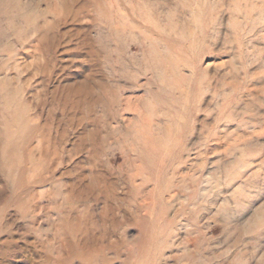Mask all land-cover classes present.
<instances>
[{
  "label": "rangeland",
  "instance_id": "obj_1",
  "mask_svg": "<svg viewBox=\"0 0 264 264\" xmlns=\"http://www.w3.org/2000/svg\"><path fill=\"white\" fill-rule=\"evenodd\" d=\"M0 264H264V0H0Z\"/></svg>",
  "mask_w": 264,
  "mask_h": 264
},
{
  "label": "bare ground",
  "instance_id": "obj_2",
  "mask_svg": "<svg viewBox=\"0 0 264 264\" xmlns=\"http://www.w3.org/2000/svg\"><path fill=\"white\" fill-rule=\"evenodd\" d=\"M149 1V0H148ZM154 2V1H153ZM154 4V3H153ZM44 35H43V37H42V39H41V41L42 40H44ZM45 46V45H44ZM73 87V86H72ZM60 89H56V92H58ZM63 90V89H62ZM65 91H67L68 93L64 96L66 99L65 100H71V104L74 106L73 107V110H77V109H79L80 108V105L82 104V102H84L83 100H82V98L80 97V94H84V92H82V88H81V85L79 86V88H71V87H67V88H65ZM86 95V94H85ZM84 95V96H85ZM77 96H79V97H77ZM60 97V96H59ZM81 100H82V102H81ZM70 103V102H69ZM64 105V104H63ZM68 107V106H67ZM48 138H50V136L48 135L47 136ZM45 140H46V137L44 138ZM60 142V141H59ZM22 145V144H21ZM17 147V149H18V151L17 150H15V147H13V148H9L8 150H7V152H8V156H6L7 157V160H6V164L8 165V168L9 169H12L14 166H15V168H17L18 166L19 167H21V165H24L23 163H24V161H25V156L23 157L20 153H19V148H20V146L18 145V146H16ZM52 151H51V153H54L55 154V151L58 149V147L56 146V145H53L52 146ZM22 149V148H21ZM39 149V148H38ZM50 150H51V148H50ZM21 151V150H20ZM22 152V151H21ZM43 152H44V154H48L49 155V147L48 146H46V147H44V150H43ZM30 153V152H29ZM31 154V153H30ZM56 156V155H55ZM27 157V156H26ZM28 162H31V166L33 167V169H37L38 170V168L37 167H39L38 165H37V163L35 162V161H33L32 162V158H31V156L30 157H28L27 159H26ZM16 162V164H14ZM4 171V170H3ZM4 172H6V171H4ZM7 173V172H6ZM8 174V173H7ZM21 178H20V181L17 183V185H16V190H15V192H14V196H18V192H19V189H23V188H25V187H27V183L26 182H24L25 180H23V178H22V176H20ZM42 181H43V179H39V180H37V183L36 184H38V185H40V184H42ZM20 199H18L17 201H19ZM85 247H88V245H85ZM90 254H92L91 255V258H96L97 257V255L96 254H94L93 252H89Z\"/></svg>",
  "mask_w": 264,
  "mask_h": 264
}]
</instances>
